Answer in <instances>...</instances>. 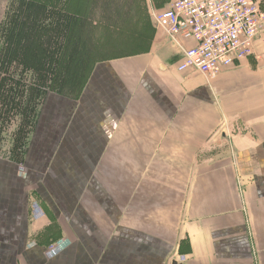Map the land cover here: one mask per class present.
I'll return each instance as SVG.
<instances>
[{
	"label": "crops",
	"instance_id": "1",
	"mask_svg": "<svg viewBox=\"0 0 264 264\" xmlns=\"http://www.w3.org/2000/svg\"><path fill=\"white\" fill-rule=\"evenodd\" d=\"M191 46L159 29L46 102L0 157V264H264V75L180 73Z\"/></svg>",
	"mask_w": 264,
	"mask_h": 264
},
{
	"label": "rangeland",
	"instance_id": "2",
	"mask_svg": "<svg viewBox=\"0 0 264 264\" xmlns=\"http://www.w3.org/2000/svg\"><path fill=\"white\" fill-rule=\"evenodd\" d=\"M21 1L0 0V157H11L23 164L46 102L54 97L77 99L94 67L104 59L119 54H142L159 30L155 16L163 12L171 0L161 7L154 0H141L140 8L137 6L140 0H95L98 4L92 3V14L81 19L74 29L76 33L64 30L67 20L62 11L63 16L54 17L52 26L49 17L44 23L50 25L42 24L41 17L34 19L31 26L30 23L22 25L38 30L32 36L36 38L15 40L9 38L14 22L26 21L22 17ZM262 2L264 6V0ZM44 29H47L45 33ZM65 35H70L73 41L69 43ZM23 44L32 50L39 46L42 57L36 59L29 53L27 58H21ZM61 46L64 50L60 51ZM258 55L249 61L250 65L243 63L241 71L264 75V48ZM218 138L221 139L219 135Z\"/></svg>",
	"mask_w": 264,
	"mask_h": 264
},
{
	"label": "built area",
	"instance_id": "3",
	"mask_svg": "<svg viewBox=\"0 0 264 264\" xmlns=\"http://www.w3.org/2000/svg\"><path fill=\"white\" fill-rule=\"evenodd\" d=\"M155 23L172 41L193 43L181 48L180 73L217 77L257 58L264 48L262 0H171L155 16ZM69 244L67 240L55 243L48 256Z\"/></svg>",
	"mask_w": 264,
	"mask_h": 264
},
{
	"label": "trees",
	"instance_id": "4",
	"mask_svg": "<svg viewBox=\"0 0 264 264\" xmlns=\"http://www.w3.org/2000/svg\"><path fill=\"white\" fill-rule=\"evenodd\" d=\"M96 1L98 2V0H96ZM96 1L95 0H22L20 2V6L24 10L21 11V13L23 14L22 17H24V19L26 21L24 23H18L17 21H15L14 25H13V30H12V36L9 38L14 37L15 40H21V39L22 40H30L31 38H36L37 36L36 37H32V36L34 34H36L38 32V30L33 31L32 27L31 28H24V26H22V25H26V24L30 23V26H31L35 21L34 19L41 17V18H43L41 21L42 24H48V25L51 24V26H52L53 21H54V17L60 18L63 15L66 17V20H67V22L66 21L64 22V24L66 25L64 28L66 33L67 32L76 33L74 31V29L77 28V26L80 24L81 19H85L87 16L92 14V3L96 2ZM154 1L158 5V7H161L163 4L166 3L167 0H154ZM16 4H18V3L16 2ZM60 6L64 10L63 9L60 10V8H59ZM137 6L139 8L142 7V1L141 0H140V2L139 1L137 2ZM100 7L103 8L102 5ZM62 11H64L65 14H63ZM47 17L52 18V23H50V24L47 22L44 23L46 21ZM12 22H13V19H12ZM58 25L59 24L57 23V26ZM46 30L47 29H44L43 33H45ZM55 30L59 31L57 29V27ZM61 34H62V31H61ZM64 39L69 41V43H71V41H73V38L70 35L68 37L65 35ZM21 43H22V41H21ZM23 43H24V41H23ZM150 46H151V44H150ZM62 47L63 46L60 47V51L64 50V47L63 48ZM149 49H150V47L142 50V52L145 53ZM29 53H31L32 56L36 59H37V57L39 59L42 57V50L39 46H35L34 49L32 50L27 44H23L21 47V58H23V59L27 58ZM76 53L78 55H80V53L78 51ZM134 55H137V54H128V55L119 54V55L114 56L112 58L110 57V58L104 59V61L105 60H114V59H118V58H122V57L134 56ZM37 63L40 64L39 61H37Z\"/></svg>",
	"mask_w": 264,
	"mask_h": 264
},
{
	"label": "water",
	"instance_id": "5",
	"mask_svg": "<svg viewBox=\"0 0 264 264\" xmlns=\"http://www.w3.org/2000/svg\"><path fill=\"white\" fill-rule=\"evenodd\" d=\"M172 264H179L177 261H173Z\"/></svg>",
	"mask_w": 264,
	"mask_h": 264
}]
</instances>
